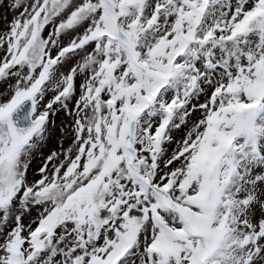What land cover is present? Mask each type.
<instances>
[{
    "label": "snow or ice",
    "instance_id": "1",
    "mask_svg": "<svg viewBox=\"0 0 264 264\" xmlns=\"http://www.w3.org/2000/svg\"><path fill=\"white\" fill-rule=\"evenodd\" d=\"M0 264H264V0H0Z\"/></svg>",
    "mask_w": 264,
    "mask_h": 264
}]
</instances>
